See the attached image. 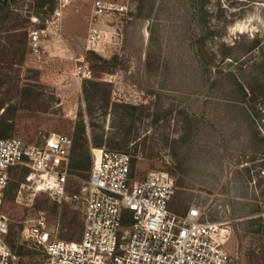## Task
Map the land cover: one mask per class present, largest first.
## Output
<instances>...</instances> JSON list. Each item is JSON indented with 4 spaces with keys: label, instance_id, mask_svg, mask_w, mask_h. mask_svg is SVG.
I'll return each mask as SVG.
<instances>
[{
    "label": "rangeland",
    "instance_id": "374dc122",
    "mask_svg": "<svg viewBox=\"0 0 264 264\" xmlns=\"http://www.w3.org/2000/svg\"><path fill=\"white\" fill-rule=\"evenodd\" d=\"M95 1L53 0L54 12L51 3L12 2L20 22L31 23L29 32L37 16L38 27L55 33L37 57L28 34L22 62L12 45L16 30L0 20V99L6 108L18 106L8 114L12 137L38 143L57 133L74 140L84 122L90 143L102 136L101 148L135 157L137 179L152 169L169 171L176 180L174 211L196 205L209 220H231L227 245L234 264H264L257 219L264 202V0H115L128 11L102 16ZM92 29L120 35L96 51L88 42ZM82 57L90 78L76 74ZM97 57L116 58L114 72H95ZM98 148L90 145L92 161ZM28 173H10L4 210L15 247L24 248L19 256L11 247L18 262L42 264V252L24 229L44 217L59 238L80 240L89 179L70 169L66 194L56 199L30 189ZM227 196L240 198L243 212L232 213Z\"/></svg>",
    "mask_w": 264,
    "mask_h": 264
},
{
    "label": "built area",
    "instance_id": "2783aa9c",
    "mask_svg": "<svg viewBox=\"0 0 264 264\" xmlns=\"http://www.w3.org/2000/svg\"><path fill=\"white\" fill-rule=\"evenodd\" d=\"M94 8L99 16L128 11L127 5L115 0H96ZM31 20L30 51L41 56L49 35L55 33L38 27L37 16ZM52 24L58 25L56 21ZM117 35L92 29L89 47L97 51L102 42L111 44ZM77 62V76L90 78V63L83 57ZM73 144L71 136L57 133L38 143L0 138V264H21L8 243L10 219L4 210L10 173L28 169L25 180L30 189L61 199L67 190ZM92 153L81 239L59 238L49 231L44 217L24 229L26 239L42 252V264H234L227 245L231 233L225 222L209 220L196 205L183 214L170 210L176 180L169 171L152 169L137 179L131 153L107 148ZM124 218L129 225H123ZM257 219L264 229V202ZM223 228L228 232L225 236Z\"/></svg>",
    "mask_w": 264,
    "mask_h": 264
},
{
    "label": "trees",
    "instance_id": "16d2710c",
    "mask_svg": "<svg viewBox=\"0 0 264 264\" xmlns=\"http://www.w3.org/2000/svg\"><path fill=\"white\" fill-rule=\"evenodd\" d=\"M19 0H10V2H6V0H0V20L3 25L11 24L9 29L16 30V34L14 35V42L13 47L15 53L19 55L20 62L25 59L27 54V42H28V34H29V27L31 26L30 22H20V16L18 13L11 10L12 2H18ZM51 3V4H50ZM46 4H50V12H54L55 4L53 0H38V6L40 8H44ZM39 13V12H37ZM39 27H43V25H39ZM255 44H258V40L255 41ZM1 46V43H0ZM101 63L96 64L93 67L95 72H107L113 73L114 69H111L110 65L116 61V58L112 60H101L100 57H97ZM264 65V63H263ZM108 66L110 67L108 69ZM8 102L4 99H0V110L5 109L4 115L0 118V138H9L15 134V125L13 120L8 118V114L12 111H16L18 109L17 105H10L6 108ZM136 109V108H134ZM95 147H103L105 144V140L102 136L95 135L91 143L86 135V129L84 122H81L75 132L74 135V144L70 155V163L69 168L74 172L78 171L79 175L84 177L85 179H89V172L92 168V155L90 152V145ZM135 165V160H133V166ZM25 169L26 168H21ZM16 170L13 169L12 172ZM8 193V189L7 192ZM130 222L128 218H124L123 225H129ZM263 229V228H262ZM264 230V229H263ZM13 232L11 231L8 237V243L10 246L16 251L19 256H24V248L23 246H19L18 248L15 247V243L12 239Z\"/></svg>",
    "mask_w": 264,
    "mask_h": 264
},
{
    "label": "crops",
    "instance_id": "0c3cea01",
    "mask_svg": "<svg viewBox=\"0 0 264 264\" xmlns=\"http://www.w3.org/2000/svg\"><path fill=\"white\" fill-rule=\"evenodd\" d=\"M59 15H61V17H62V13H60L59 12ZM60 20H61V22H62V18H60ZM60 22V21H59ZM113 24V23H112ZM119 28V30H121L122 31V29H123V34H125L126 32H127V30H124V27H120V26H114V25H111V30L113 29V30H115V29H118ZM31 56H35V55H31ZM35 57H37V56H35ZM228 197V196H227ZM173 199V198H172ZM240 198H233V200H231L229 197H228V202H230V204H231V208H232V210H233V212L232 213H234V212H236V213H238V214H240L241 212H243V206H244V204H243V202H240L241 200H239ZM172 203V200L170 201V203H169V208L171 207V204ZM176 205H177V203H175ZM263 205V204H262ZM262 205H261V208H260V211H261V209H262ZM241 208V209H240ZM188 209L189 208H186V209H184L182 212H176V211H174V207H172V208H170V210H172L173 212H176V213H181V214H183V213H186L187 211H188ZM239 210H241V212H239ZM259 211V212H260ZM237 214V215H238ZM232 216H233V214H232ZM222 222H224V221H222ZM225 223H226V227H227V229L230 231V233L232 232V227H231V224H232V221L231 220H226L225 221ZM260 224V223H259ZM260 227H261V225H260ZM262 228V227H261ZM227 229H225V230H227ZM230 237H231V234H230ZM230 239V238H229ZM229 242V241H228Z\"/></svg>",
    "mask_w": 264,
    "mask_h": 264
},
{
    "label": "bare ground",
    "instance_id": "6f19581e",
    "mask_svg": "<svg viewBox=\"0 0 264 264\" xmlns=\"http://www.w3.org/2000/svg\"><path fill=\"white\" fill-rule=\"evenodd\" d=\"M227 234H228L227 230H225V228H223V236H225Z\"/></svg>",
    "mask_w": 264,
    "mask_h": 264
}]
</instances>
